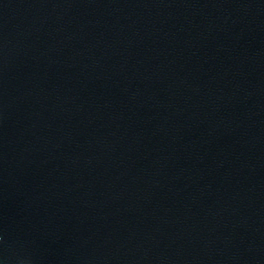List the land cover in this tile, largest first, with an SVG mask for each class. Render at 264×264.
<instances>
[{"label": "water", "instance_id": "95a60500", "mask_svg": "<svg viewBox=\"0 0 264 264\" xmlns=\"http://www.w3.org/2000/svg\"><path fill=\"white\" fill-rule=\"evenodd\" d=\"M0 264H264V0H0Z\"/></svg>", "mask_w": 264, "mask_h": 264}]
</instances>
